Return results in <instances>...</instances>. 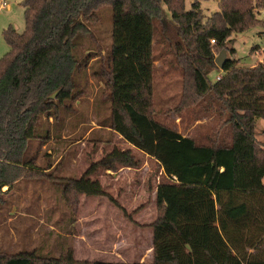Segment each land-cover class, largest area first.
<instances>
[{
	"label": "trees",
	"instance_id": "obj_1",
	"mask_svg": "<svg viewBox=\"0 0 264 264\" xmlns=\"http://www.w3.org/2000/svg\"><path fill=\"white\" fill-rule=\"evenodd\" d=\"M162 4L170 13L167 21ZM21 6L25 28L21 33L12 26L3 30L9 50L0 58V205L4 188L11 190L20 179L39 173L33 159L25 158L30 141L50 139L48 119L55 127L75 110L84 94L79 77L94 58L98 66H91L90 73L103 84L99 105L109 111L97 124L153 158L167 180L156 186L157 216L149 225L152 262L78 261L69 248L59 258L0 254V264H264V143L255 130L256 121L264 120V59L238 65L236 50L226 46L234 33L264 26L257 19L264 0H219V10L205 20L199 0L189 10L184 0H23ZM105 7L110 44L98 58L92 54L93 29ZM157 21L168 24L181 71L178 113L190 100L191 105L205 103L206 109L216 104L215 112L223 117L206 143L155 117ZM85 38L87 53L80 56ZM222 49L226 60L219 79L211 81L214 54ZM117 164L137 167L138 161L130 149L114 147L80 178L67 179L64 194L106 197L126 215L89 177L100 167L115 170Z\"/></svg>",
	"mask_w": 264,
	"mask_h": 264
},
{
	"label": "rangeland",
	"instance_id": "obj_2",
	"mask_svg": "<svg viewBox=\"0 0 264 264\" xmlns=\"http://www.w3.org/2000/svg\"><path fill=\"white\" fill-rule=\"evenodd\" d=\"M1 1L10 7L0 8V58L9 50L3 30L12 26L21 33L25 28L23 0ZM192 2L184 0L185 10L190 9ZM199 2L204 20L219 10V0ZM162 7L163 20L167 21L170 13L164 4ZM257 19L264 21V7L257 12ZM110 21L109 8L105 7L100 22L93 29L99 46L97 49L95 44L93 48L92 54H97L96 57L107 53ZM164 23L157 21L154 24L155 117L181 134L206 143L207 136L213 134L223 117L215 112L216 104L206 109L205 103L195 101L191 105L190 100L187 102L190 106L178 113L181 71L167 32L168 24ZM263 33L264 26L255 24L232 35L226 46L236 50L235 57L240 60L238 65L249 66L264 59ZM89 42L85 38L80 44V56L87 53L85 48ZM222 50L215 52V58ZM96 59L88 61L85 75L79 77L84 94L74 103L75 110L64 114L63 121L55 127L52 119H48L52 132L50 139L30 141L25 158L33 159L32 165L39 168V173L20 179L11 190L3 189L6 193L5 202L0 205V254L30 253L35 259L59 258L70 248L73 258L78 261L152 262V229L149 225L157 216L154 190L158 183L167 180L153 158L132 148L137 167L117 164L115 170L100 167L89 175L100 182L126 215L106 197L73 191L64 194L67 179L80 178L91 163L101 160L114 147L119 150L130 147L117 133L97 124L98 120L108 116L109 111L99 105L103 84L90 73L91 66H98ZM220 71L217 67L212 69L211 81L220 76L217 75ZM256 126V129L264 126V121L258 119ZM55 128L59 130L60 138L54 135ZM222 134L227 137L226 133Z\"/></svg>",
	"mask_w": 264,
	"mask_h": 264
},
{
	"label": "crops",
	"instance_id": "obj_3",
	"mask_svg": "<svg viewBox=\"0 0 264 264\" xmlns=\"http://www.w3.org/2000/svg\"><path fill=\"white\" fill-rule=\"evenodd\" d=\"M3 7H7V8H9L10 7V5L9 4H7L5 1H1L0 2V8H3ZM16 30V29H15ZM256 52V51H255ZM260 61H262V60H260ZM260 61H255V62H260ZM255 62H252L249 66H254V64H255ZM221 70V69H220ZM221 72V71H220ZM221 73H219V74H217V75H220ZM264 121V120H263ZM255 127H257L256 126V123H255ZM255 130H258V131H256V133H257V135H256V137H257V140H259L260 142H263L264 143V126H259V128H255ZM130 145V144H129ZM132 148H134L132 145H130V147L128 148V149H132ZM154 192L156 193V187H155V190H154ZM151 251H152V246H151Z\"/></svg>",
	"mask_w": 264,
	"mask_h": 264
},
{
	"label": "water",
	"instance_id": "obj_4",
	"mask_svg": "<svg viewBox=\"0 0 264 264\" xmlns=\"http://www.w3.org/2000/svg\"><path fill=\"white\" fill-rule=\"evenodd\" d=\"M225 60H226V50H222L220 54L214 59V62L219 69H222Z\"/></svg>",
	"mask_w": 264,
	"mask_h": 264
},
{
	"label": "built area",
	"instance_id": "obj_5",
	"mask_svg": "<svg viewBox=\"0 0 264 264\" xmlns=\"http://www.w3.org/2000/svg\"><path fill=\"white\" fill-rule=\"evenodd\" d=\"M263 38H264V33H263ZM210 42L215 43V41L213 39H211ZM216 79H219V77H217Z\"/></svg>",
	"mask_w": 264,
	"mask_h": 264
}]
</instances>
